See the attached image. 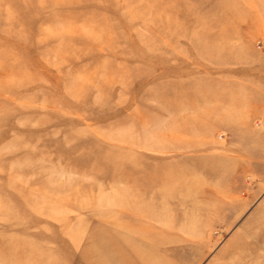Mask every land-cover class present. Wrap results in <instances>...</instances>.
Returning a JSON list of instances; mask_svg holds the SVG:
<instances>
[{"label":"rangeland","instance_id":"obj_1","mask_svg":"<svg viewBox=\"0 0 264 264\" xmlns=\"http://www.w3.org/2000/svg\"><path fill=\"white\" fill-rule=\"evenodd\" d=\"M0 264H264V0H0Z\"/></svg>","mask_w":264,"mask_h":264}]
</instances>
